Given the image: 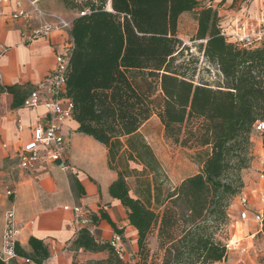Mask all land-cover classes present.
Masks as SVG:
<instances>
[{
    "label": "trees",
    "instance_id": "16d2710c",
    "mask_svg": "<svg viewBox=\"0 0 264 264\" xmlns=\"http://www.w3.org/2000/svg\"><path fill=\"white\" fill-rule=\"evenodd\" d=\"M71 22L72 47L66 96L77 132L104 146L107 167L116 173L108 187L136 231V260L119 258L108 241L80 229L71 242V264H214L227 258L223 230L232 200L243 187L242 172L252 160L251 137L264 124V40L245 47L221 34L211 7L195 15L196 32L187 46L177 35L179 18L197 0H106L81 4ZM109 7V9H108ZM194 48L216 72L215 81L195 80ZM191 60H183L184 54ZM28 85H0L22 106ZM165 139L194 151L200 170L172 185L141 128L152 118ZM263 152L264 130L260 133ZM134 181L131 189L128 180ZM93 224L123 229L100 209ZM155 234L156 252L150 251ZM105 253L102 260L77 259L79 251ZM18 258L45 264L51 251L43 240L15 245ZM0 264H21L18 260Z\"/></svg>",
    "mask_w": 264,
    "mask_h": 264
},
{
    "label": "crops",
    "instance_id": "0c3cea01",
    "mask_svg": "<svg viewBox=\"0 0 264 264\" xmlns=\"http://www.w3.org/2000/svg\"><path fill=\"white\" fill-rule=\"evenodd\" d=\"M197 7L179 18L177 35L184 44H190L196 32L195 15L204 8L216 10L220 26L230 34L237 21L259 23L264 13V0H197ZM249 3V5H246ZM40 6L72 22L79 10L67 5L64 0H40ZM10 9L0 17V44L7 51L0 61V85H28L32 91L40 88L46 76L54 69L55 54L72 43L70 30L53 33L47 39L29 44L23 43L24 26L8 20ZM109 9V7H108ZM189 20L192 34H183V22ZM194 50V48H193ZM12 96L0 93V164L14 161L18 167L8 196L3 199L6 208L13 209L16 225V243L28 248V239L35 237L48 246L55 244L45 264H71V242L77 235L72 209L86 207L91 213L103 209L111 221L123 229L122 240L125 254L137 251L136 231L128 225L126 211L118 200L111 198L108 187L116 179V173L107 167L106 150L91 137L78 133L77 124L70 120L64 132L68 136L67 162L69 170L61 171L55 166L35 173H27L18 166L17 153L31 139L33 127L42 120L46 109L19 107L12 109ZM238 196L234 198L236 200ZM231 206V205H230ZM249 205V212H257ZM232 208V206L230 207ZM240 214V213H239ZM228 214L225 227L226 240L244 239L229 250L226 260L214 264H264V232L248 220L240 221ZM3 222L0 223V248ZM114 231L106 221L95 224L94 238L97 242L109 241ZM105 253L79 251L77 259L102 260ZM18 262H21L18 259Z\"/></svg>",
    "mask_w": 264,
    "mask_h": 264
},
{
    "label": "built area",
    "instance_id": "2783aa9c",
    "mask_svg": "<svg viewBox=\"0 0 264 264\" xmlns=\"http://www.w3.org/2000/svg\"><path fill=\"white\" fill-rule=\"evenodd\" d=\"M76 4L94 0H69ZM107 5L109 4V0ZM10 9L8 20L20 23L25 31L22 35L23 43L47 39L53 33L66 32L71 28V22L62 16L48 12L40 6V0H0V17L5 16V9ZM85 12H79L83 15ZM221 34L245 47H251L264 40V16L259 23L237 21L230 34L220 26ZM72 43L64 46L61 52L55 54L54 69L46 76L40 88L31 91L24 99L22 107L46 109V113L32 129L31 139L20 148L17 153L18 166L27 173H35L55 166L61 171L69 170L67 162L68 136L64 132L65 125L72 120V103L66 96V76L69 66V53ZM7 49L0 44V61ZM1 79V74H0ZM255 132L261 133L264 124L258 123ZM10 195V193H8ZM244 202V200H243ZM73 222L77 231L86 229L94 235L95 224L90 219L91 212L88 208L75 206L72 209ZM240 221H252L264 232V207L257 212L250 213L243 210L239 214ZM3 227L1 234L0 257L8 262L20 259L21 264H35L29 259L18 258L15 252L16 225L14 211L9 208L3 215ZM244 239L226 240L227 252L239 246ZM114 248L120 259L124 260L126 254L123 249L122 237L113 233L108 241ZM54 243L50 251L54 252ZM228 255V254H227Z\"/></svg>",
    "mask_w": 264,
    "mask_h": 264
},
{
    "label": "rangeland",
    "instance_id": "374dc122",
    "mask_svg": "<svg viewBox=\"0 0 264 264\" xmlns=\"http://www.w3.org/2000/svg\"><path fill=\"white\" fill-rule=\"evenodd\" d=\"M246 5H249L247 3ZM264 8V3H263ZM264 16V13L262 14ZM183 34H192V25L189 20H184L183 22ZM192 44H187L191 46ZM190 53L198 61L195 64V80H203L213 82L216 78L215 70L210 67L197 51L191 48ZM183 60H191L190 57L185 53ZM141 134L145 137V140L152 148L156 157L161 162L164 170L166 171L171 184L174 186L180 180L185 177L196 174L200 168L196 164L192 157L194 151L183 149L179 146L174 145L171 141L165 139L163 135V129L154 116L152 117L140 130ZM259 132H253L251 137L252 147H251V157L249 167L242 172V179L244 187L241 193L238 195L236 200H232L231 206L229 207L228 214L231 216L238 217V214L243 210H249V205L257 208L264 204V186H263V176H262V166H263V152L261 147V137ZM18 167L14 161H4L0 164V223L3 220V215L6 208V203L3 199L4 196H8L6 192L11 189V182L13 178L17 175ZM128 185L132 189L134 186V181L132 179L128 180ZM244 200V202H243ZM228 219L229 216H228ZM226 227V226H225ZM225 230V228H224ZM223 230V241L226 242L225 232ZM150 251L151 253L156 252V238L155 234L150 238ZM124 248V247H123ZM124 260L134 262L136 260L134 254L127 252Z\"/></svg>",
    "mask_w": 264,
    "mask_h": 264
}]
</instances>
